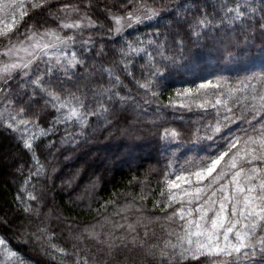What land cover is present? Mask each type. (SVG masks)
<instances>
[{
  "label": "snow or ice",
  "instance_id": "obj_1",
  "mask_svg": "<svg viewBox=\"0 0 264 264\" xmlns=\"http://www.w3.org/2000/svg\"><path fill=\"white\" fill-rule=\"evenodd\" d=\"M82 3L0 0V14L10 18L9 23L0 19V129L16 134L32 153L25 191L30 179L39 183L48 171L40 159L44 148L35 141L61 126V140L79 144L94 127L109 129L129 106L146 114L155 104L152 117L139 123L163 141L180 140L181 131L165 127L161 76L193 48L219 45L245 55L259 41L264 55V0ZM24 17L29 19L21 30ZM153 21L159 26L151 33L127 38L129 30ZM134 57L144 61L139 79L129 70ZM126 76L133 77L139 93L125 89ZM176 97L189 111L194 105L212 109L200 115L191 135L197 141L223 139L225 147L183 162L176 152L166 157L165 167L175 178L164 173L166 191L153 205L163 203V215L138 207L135 219L121 216L123 223L106 215L93 224L66 222L69 246L64 247L55 242L62 217L41 213L43 192L31 185L27 199L18 197L17 208L29 226L14 225L17 238L34 244L53 264H264V67L235 81L204 78L194 88L177 89ZM32 217L39 223L32 225ZM9 223L0 216V227ZM0 264H24L4 236Z\"/></svg>",
  "mask_w": 264,
  "mask_h": 264
},
{
  "label": "trees",
  "instance_id": "obj_2",
  "mask_svg": "<svg viewBox=\"0 0 264 264\" xmlns=\"http://www.w3.org/2000/svg\"><path fill=\"white\" fill-rule=\"evenodd\" d=\"M25 2L27 3V0ZM68 2L75 3L77 0ZM111 2L112 0H109V3ZM32 14V11H29V16ZM28 19L29 17H24L21 20V30ZM157 26L159 25L156 21L137 26L129 30L127 38L142 37L144 33H151ZM255 43L256 47H250L245 55H239L238 49L219 45L205 47L202 44L186 53L184 59L162 74L160 100L162 105H168L162 109L168 120L165 127L170 126L181 131L182 137L178 141H163L155 129L139 123L152 117L157 107L155 104L147 108L146 114L129 106L109 129L94 127L87 140L79 144L63 142L61 126L54 134L50 132L48 136L35 141L44 148L40 159L48 171L45 176L39 178V183L36 179H30L28 190L25 191L24 182L29 179L28 170L34 164L32 153L23 149L17 142L16 134L0 129V216L10 222L7 227H0V236H4L13 250L19 252L24 264H53L48 256L36 250L34 244H26L17 238L14 225L23 223L25 227L29 226V219L17 208L18 197L27 199L28 192L32 191L31 185L36 186L37 194L43 192L41 213L50 212L53 218L57 215L62 217L55 242L64 247L69 246L66 222L93 224L97 220L102 221L106 215L111 220L123 223L121 216H128L129 220L135 219L132 213L138 207L143 208L149 215H163L159 210L163 203L156 208L153 205L162 199L160 192L166 191L164 173H168L169 179L175 178L165 167L166 157L176 152L178 159L183 162L188 158L215 155L225 147L223 139L197 141L196 137L191 135L194 132L193 125L200 115L210 114L212 109L209 108L205 112L195 105L191 111L183 108L176 97L177 89L194 88L204 78L223 76L235 81L245 75L259 73L264 67V55H261L259 50L260 42ZM133 59L134 64L129 70L139 79L140 65L144 61L135 57ZM124 85L125 89L131 88L134 95L140 92L132 76L124 77ZM169 101H172L171 105ZM233 128L235 129V126ZM49 141H53L54 145H50ZM37 152L39 154V149ZM46 158L51 159V164L46 163ZM21 166L23 171L17 172L16 169ZM142 196L146 199L141 200ZM31 203L36 206V202ZM126 205L131 206V211H124ZM117 212H120V215H115ZM30 222L35 225L39 220L32 217Z\"/></svg>",
  "mask_w": 264,
  "mask_h": 264
},
{
  "label": "rangeland",
  "instance_id": "obj_3",
  "mask_svg": "<svg viewBox=\"0 0 264 264\" xmlns=\"http://www.w3.org/2000/svg\"><path fill=\"white\" fill-rule=\"evenodd\" d=\"M0 19H4V22H5V23H9V22H10V18H6V17H4L3 14H0ZM182 187H183V185H182Z\"/></svg>",
  "mask_w": 264,
  "mask_h": 264
}]
</instances>
